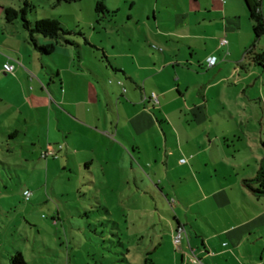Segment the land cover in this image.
I'll return each instance as SVG.
<instances>
[{
    "label": "rangeland",
    "instance_id": "1",
    "mask_svg": "<svg viewBox=\"0 0 264 264\" xmlns=\"http://www.w3.org/2000/svg\"><path fill=\"white\" fill-rule=\"evenodd\" d=\"M2 1L15 10L23 6L21 0ZM27 1L32 6L26 15L29 21L57 19L64 29L76 33L68 36L76 44L69 47L75 54L80 52L86 57L96 55L101 58L102 53L86 46L84 38L95 42L102 40L108 50L112 42H127L136 35L134 20L129 15L141 18L156 2L158 9L168 7L169 12L164 11L162 15L173 37L184 32L197 34L200 28L205 29L208 36L216 34L224 17L221 12L215 13V9L226 4L225 22L240 24L237 31L240 44L233 50L234 56H241L242 47L253 39L246 0H197L200 8L212 11L209 17L213 21L210 26L209 22L199 27L191 25L190 31L180 32L174 30L171 17L177 7L189 8V0H103L113 14H96L97 0ZM190 1L194 5V1ZM2 21H5L4 14L0 24ZM173 39L179 41L176 47L180 48L184 43L176 37ZM41 41L46 43L48 40ZM199 42L197 37L191 40L195 46ZM263 48L264 36L257 40L255 51ZM191 53L201 52L182 47V54L189 57ZM248 60L245 56V65ZM97 63V59L92 58L87 65L93 67ZM194 66L192 72L201 73ZM257 69L264 78V69ZM185 77L189 81L197 78L194 75ZM253 80L252 77L236 86L231 79L232 85L225 91L213 90L212 104L217 107V116L226 114L220 101L232 104L243 100L248 106L245 113L249 123L239 124L237 119L220 116L218 119L221 120L212 126L219 135L232 133L242 138L244 133L255 131L264 139V86L259 78L256 84ZM54 111L52 109L50 114V138L46 124L40 126L38 122H29V133L18 137L10 136L13 131L9 129L10 121L0 125V264H10L11 257L17 252L26 264H241L238 258L244 256L245 259V248H262L264 229L254 228L251 235H245V228L229 230L222 236L216 234L211 223L219 230L231 229L238 221L230 217V208L225 204H194L196 195L192 193L196 189L187 173L188 168L175 170L170 162L165 170L159 163L158 156L163 150L159 125L152 131L147 130L144 140L137 137V145L130 138H119L126 147L124 155L109 141L87 130L84 134L78 133L80 136L71 135L70 140L73 136L76 141H67L64 123L60 124L63 127L60 130L56 128ZM40 113L42 122L47 118V112L42 110ZM185 126L191 136L202 133L201 127L193 130L190 119ZM233 140L235 138L230 135L226 144L231 145ZM237 141L234 144L240 145ZM221 143L219 141L220 148L227 149L228 157H231L232 149ZM44 145L55 148V159L40 157ZM168 147L174 148V145L169 142ZM223 157L228 160L226 155ZM86 163L88 168H85ZM24 191L31 192L29 201H25ZM254 202L258 209H264V198ZM242 205L253 211L244 200ZM231 210L237 211L232 205ZM241 213L245 218L244 212ZM177 222L184 226L180 248L173 245L171 238ZM206 240H209L208 246ZM224 248L229 249L228 254L221 252L218 257L213 256ZM190 257L195 259L194 263L190 262Z\"/></svg>",
    "mask_w": 264,
    "mask_h": 264
},
{
    "label": "crops",
    "instance_id": "2",
    "mask_svg": "<svg viewBox=\"0 0 264 264\" xmlns=\"http://www.w3.org/2000/svg\"><path fill=\"white\" fill-rule=\"evenodd\" d=\"M193 1L194 5L189 0L187 9L180 6L176 8V13L171 17L175 23V31H190L191 25L199 27L203 23L207 25V22L210 26L213 19L209 15L212 11L206 7L200 8L197 0ZM133 4L132 2L130 7ZM7 7L8 3L0 0L2 19L3 10ZM167 8L158 9L156 2L141 18H134L130 14L129 18L134 20L136 29L135 38L122 43L112 42L110 50L102 40L95 42L88 39L86 46L101 52V58L96 55L86 57L80 52L75 54L69 45L63 43L50 54L51 58H44L27 42V34L20 21H2L0 125L10 121L9 129L13 130L12 134L16 132L13 137H18L20 134L29 133V122H38L40 126L46 124L50 138V114L54 109L56 128L60 130L64 123L67 141L71 135L80 136L78 133L84 134L83 131L87 130L96 134V137L100 136L109 141L124 155L126 147L119 138H130L137 145V137L144 140L146 131H152L159 125L163 136L159 163L165 170L170 162V166H174L175 170L188 168L187 173L196 189L192 193L196 195L194 204H225L230 208V217L238 221L234 225L237 229L229 227L218 230L211 223L216 234L222 236L229 233V230L234 232L245 228V235H251L254 228L264 229V209H258L254 202L264 197H257L253 192L256 183H250V180L256 177L264 157V139L262 134L258 136L255 131L244 133L242 138L232 133L219 135L217 129L212 128L221 120L218 118L232 117L237 119L239 124H247L249 119L245 110L248 106L243 100L234 101L232 104L220 101L226 114L217 116V107L212 102L213 90H218V93L221 89L222 92L225 91L232 85L231 79H234L235 85L238 86L252 77L256 84L255 81L259 78L262 87L264 86L261 71L249 60L247 65L244 63V51L252 38L246 47H242L241 56L235 57L233 50L240 44L237 34L240 24L225 22V4L224 7L215 9V13L221 12L222 18L224 17L223 20L221 18L219 33L208 36L205 29L201 28L197 34L178 33V36L174 37L184 43L180 48L176 47L175 44L179 41L173 39V33L166 26L162 15L164 11L169 12ZM194 37L200 41L196 46L191 43ZM223 38L226 39L227 45L220 46V40ZM182 47L192 51L199 49L201 53H191L187 57L182 54ZM211 57H214L216 62L209 67L207 59ZM92 58L97 59L98 63L90 67L87 62ZM119 58L122 61H118ZM5 63L14 66L12 73L3 71ZM194 65L201 73L192 72ZM185 75H194L197 78L189 81ZM152 93L158 98L157 105L150 99ZM42 110L47 112V118L41 122L39 115ZM189 119L193 122V130L201 127L202 133L195 136L188 134L185 122ZM20 126L26 128H18ZM230 135L235 140L231 145H227ZM73 136L70 141L74 142L76 138ZM236 140L244 146L235 145ZM219 141L226 148L232 149L231 157H228L227 149L220 148ZM169 142L174 148L168 147ZM47 146L50 145H44L40 150ZM223 155H226L228 160ZM85 168H88L87 163ZM243 200L253 211L243 207ZM231 205L237 210L234 213ZM256 210L261 211L255 212ZM241 211L244 212L245 218ZM177 227L184 228L179 222L176 223ZM175 230L172 231L171 238ZM208 241H205L207 246ZM221 252L228 254L229 249L216 251L213 256L216 258ZM201 254L202 252L199 255ZM204 258L207 259L206 255ZM238 260L241 264H264V244L262 248H245V259L241 256Z\"/></svg>",
    "mask_w": 264,
    "mask_h": 264
},
{
    "label": "trees",
    "instance_id": "3",
    "mask_svg": "<svg viewBox=\"0 0 264 264\" xmlns=\"http://www.w3.org/2000/svg\"><path fill=\"white\" fill-rule=\"evenodd\" d=\"M21 1L23 6L18 10L10 7L4 8L3 12L5 20L7 22H13L19 19L21 27L27 34V42L39 54L48 56L52 54L61 43L69 46H76V44L68 37L69 35L76 33L64 29L57 19H40L34 22L29 21L26 15L31 10L32 6L27 0ZM246 2L248 8V18L251 21L253 39L250 45L245 49L244 55L249 57V61H251V63L256 67L264 69V48L259 51H255V44L257 40L264 36V0H246ZM94 10L96 14L114 13L108 11L103 3V0H97ZM77 34L84 37L81 32H78ZM41 39L48 41L46 43H42L43 41H41ZM84 39L85 43L88 44V40L86 38ZM15 133L16 132L10 136L13 137ZM250 183L251 185L256 183V187L253 188L255 195L257 197H264V157L260 162V167L257 171L256 177L253 180H250ZM248 185L250 186V184ZM10 264H26V262L24 261L21 253L17 252L11 257Z\"/></svg>",
    "mask_w": 264,
    "mask_h": 264
},
{
    "label": "built area",
    "instance_id": "4",
    "mask_svg": "<svg viewBox=\"0 0 264 264\" xmlns=\"http://www.w3.org/2000/svg\"><path fill=\"white\" fill-rule=\"evenodd\" d=\"M225 45H227V41H226V39L223 38L220 40V46H225ZM215 62H216V60L214 57L207 59V65L209 67L213 66L215 64ZM3 71L6 73H12L14 71V66L11 65L10 63H5L3 65ZM150 99L153 101L154 104H156V105L158 104V98L155 94L152 93L150 95ZM58 149L61 150L62 147L59 146ZM48 156H52L53 158L57 157L56 150L52 146H47L44 149H42L40 152V157L47 158ZM31 195L32 194L29 191L23 192V197H24L25 201H29V199L31 198ZM183 233H184V228L183 227H177L175 232L172 235V242L176 248H179V245L181 244V241L183 239ZM190 262L194 263L195 259L190 257Z\"/></svg>",
    "mask_w": 264,
    "mask_h": 264
}]
</instances>
